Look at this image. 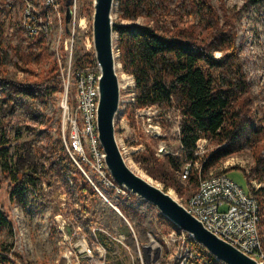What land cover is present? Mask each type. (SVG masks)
Listing matches in <instances>:
<instances>
[{
  "label": "trees",
  "instance_id": "16d2710c",
  "mask_svg": "<svg viewBox=\"0 0 264 264\" xmlns=\"http://www.w3.org/2000/svg\"><path fill=\"white\" fill-rule=\"evenodd\" d=\"M16 1L0 0V158L10 192L23 199L27 189L42 193L43 182H50L55 174L71 187L66 177L79 173V169L60 140H49L47 109L52 90L61 84V74L50 51L45 20L39 21L35 33L29 32L20 19L5 22L3 11H10ZM43 1L32 0L38 9ZM116 1L118 59L123 70L135 78L137 99L133 108L155 106L163 114L174 109L181 114L180 131L175 136L180 147L176 153L165 155L176 170L196 158L197 143L203 136L219 145L204 162V174L222 158L251 149L255 165L249 171L239 169L246 174L247 193L259 202L264 239V185L253 184L254 179L264 180V111L253 109L257 98L251 94L237 44L239 10L224 0L218 4L214 0ZM251 5L264 18V0H246L245 8ZM140 18L147 22H138ZM218 51L221 56H217ZM162 125L166 127V119ZM13 129L16 138L23 137L25 129L30 137L23 143L24 154L10 153L7 145L13 141ZM197 177L198 173H193L186 181H197ZM74 186L86 192L83 217L92 225V202L97 192L88 182L82 186L75 180ZM7 217L0 203V224L6 223ZM195 242L200 251L215 258ZM0 264L31 263L2 246Z\"/></svg>",
  "mask_w": 264,
  "mask_h": 264
},
{
  "label": "rangeland",
  "instance_id": "374dc122",
  "mask_svg": "<svg viewBox=\"0 0 264 264\" xmlns=\"http://www.w3.org/2000/svg\"><path fill=\"white\" fill-rule=\"evenodd\" d=\"M71 1L60 0L61 18L58 16L54 20L55 33L52 38L54 48H58L63 54V70L65 72H67L71 48H73L74 66L95 67L93 59L97 62L93 41L94 0H77L78 22L82 18L84 26L78 27L74 38L69 33L70 26L69 24L67 25L66 21L67 2H70V9H72ZM214 1L218 4V0ZM224 1L229 7L233 3L237 5L242 2V0ZM23 8L24 1L17 0L10 11H3L2 16L5 22H8L10 19H19ZM38 10L43 14L42 16L45 15L43 5ZM118 19L116 5L113 20L115 22ZM138 22L144 23L147 22V19L140 18ZM65 24L68 26L66 29ZM63 27L64 29L61 30ZM254 27L251 20H248L246 25L242 26L238 46L241 44L243 58L252 66L250 73V78L253 81L251 83V94L257 98V100H254L253 109L263 112L264 86L262 87L261 81L264 77V42L262 38L260 39L256 35L260 32L258 30H261L260 25L256 26L258 28L257 32ZM67 40H69L68 44L66 43ZM115 45H117V39ZM218 53L220 52L218 51ZM116 55L118 56L117 47ZM118 58V75L122 82L129 83L133 78L132 73L123 70ZM60 74L61 84L58 89L52 90L53 95L50 99L52 103L47 109V115L50 119L49 140H60L61 145L66 146L65 148L68 151L64 139L66 140V134H70L72 124L69 119H64V111H62L64 94H66V82L62 78L61 68ZM259 76L260 78H258ZM75 90L77 91L76 86L70 85L68 94L74 97ZM258 90L262 92L261 96H259ZM125 94L127 96L125 98H128V86L122 91V95L124 96ZM71 106L73 105L71 104ZM71 108L73 109L74 107ZM155 108L151 106L144 110V108L130 107L127 112L121 113L122 118L120 121H116L115 127L118 131L120 129V134L124 133L123 135L127 137L126 140L130 147L136 149L138 146L143 145L146 148L144 151H137L135 153L139 166H133L134 170L168 191L179 202L186 203L187 199L197 189L199 177H197V181L184 180L181 177L182 170L174 169L170 161L165 157L166 154L176 153L180 147L179 142L175 140V136L179 132L178 127L180 126L179 120L181 119V114L175 109L163 114L161 110ZM163 119L167 121L166 127L162 125ZM64 130L66 132L63 136ZM25 133L24 137L16 138V131L13 129V141L16 143L13 145L14 143L11 141L7 145L10 147V152L25 153L23 143L30 139L26 129ZM207 140V145L206 143L201 144L204 148L206 146V153L204 151L200 155V158L194 159V162L199 166L206 161L210 153L219 147L215 140ZM161 147H165L166 150L160 152ZM34 151L36 152L35 148ZM156 157L159 158L156 159ZM76 165L78 166L77 163ZM254 165L255 156L253 151L251 149H244L239 153L222 158L210 172L212 171L214 174H217L236 166L238 168L230 170L227 174L246 190L248 189L247 177L245 172L239 169V167L249 171ZM78 169L79 173L66 177L71 187L65 183V179L63 180V178L55 174L51 177L50 182L45 181L48 187L43 188L42 193L39 192L38 194L34 189H27L23 199H20V197L12 195L9 190V182L2 172V159L0 158V203L4 207L5 213L8 214L7 222H1L0 224V247L7 246L11 248L13 251L23 255L31 264H69V253L78 250L81 241L84 239L93 246L95 238H100L106 243H109L108 238H120V230L131 236L130 226L124 222L120 228V213L111 207L109 202L97 190H95L97 193L92 202L95 221L92 225L85 221L83 217V200L86 197V192L82 193L79 190L80 186H74L75 180L82 186L88 182L90 188L92 190L94 188L79 166ZM209 173L204 175H208ZM253 181L264 185V180L260 182V180L254 179ZM137 196H131L126 203H120V201H115V203L126 215L136 219L141 232L139 235L142 240H148L150 238L149 233H152L153 238H163V235L167 234L170 231L169 229L174 227L163 220V214L159 216V221L153 219L156 213L151 207L145 208L148 205L145 203L147 201L143 199L139 200ZM105 212H108V214H105ZM121 252V257L110 254L109 264H129L130 259L127 252L123 248Z\"/></svg>",
  "mask_w": 264,
  "mask_h": 264
},
{
  "label": "built area",
  "instance_id": "2783aa9c",
  "mask_svg": "<svg viewBox=\"0 0 264 264\" xmlns=\"http://www.w3.org/2000/svg\"><path fill=\"white\" fill-rule=\"evenodd\" d=\"M23 1L24 8L19 19L31 33L37 32L39 21L42 22L45 20L43 26L47 33L50 51L53 57L58 61L62 78L66 82V94H64L62 111H64V119H69L72 124L70 134H66V140L64 139L70 156L81 168L84 175L91 181L90 183L94 190H97L100 195L109 202V205L120 213V228L122 223L125 222L130 226V231L132 233V235L129 236L126 232H121L120 230V238H108L109 243L104 242L100 238H95L93 246L84 239L81 241L78 250L69 253V264H109V255L121 257L122 248L127 252L130 259L129 264H227L216 257L211 258L206 253L200 251L196 246V240L190 233L178 226L171 228L167 234L163 235V238H153L152 233H149L150 238L148 240L144 241L141 239L139 235L141 232L136 219L126 215L115 203V201L126 203V201L133 196V193L127 186L119 184L112 177L106 162V151L99 137L98 106L100 101L99 83L101 69L99 65L98 67L74 66L73 48H71L68 68L67 72H65L63 70V54L58 48H54L55 46L52 43V38L55 33L54 20L58 16L61 18L60 0H44V16H42L43 14L38 10L32 0ZM242 2L237 5L233 3L231 6L239 10L237 44L239 42L241 28L246 25L248 20L252 21L256 32L258 30L256 26L260 25L261 30H258L260 32L256 35L259 36L260 39L262 38L264 42L263 13L260 14L257 12L253 5L248 8L243 7L246 0H242ZM71 5L72 17L67 25L69 24V33L74 38L78 27H83L84 25L82 18H80L78 22V1L72 0ZM66 28H68V26L65 24V29ZM63 29L64 27L61 30ZM68 41L69 40L66 42L67 44ZM241 47V44H239L240 54L243 58ZM221 54V52H217V56ZM243 59L245 61V70L248 73V80L253 83L250 78L252 66L247 63L245 58ZM132 76L133 78L129 83L125 81L122 82L119 76L120 107L116 115L115 126L116 121L118 122L122 118V114L127 112L130 107L133 108L136 103V83L133 74ZM258 78H260V76ZM262 79L261 85L263 87L264 77ZM70 85L76 86L77 91L75 90L74 97L68 94ZM127 86L129 96L125 98L127 96L126 94L123 96L122 91ZM258 94L261 96L262 92ZM51 103L50 100L49 107ZM71 104L73 106H71ZM71 107L74 108L72 109ZM146 109L147 107L144 108V110ZM178 129L180 131V126ZM117 131L118 129H116V138L121 152L127 164L134 169L133 166H139V161L136 160L135 153H137V151H144L146 148L143 145L138 146L136 149L130 147L126 140L127 137L123 135L124 133L120 134V129L118 133ZM65 132L66 130L63 131V136ZM25 134L26 133H24L23 137ZM52 134L54 135L53 132ZM207 139L210 138L203 136L198 140L195 152L196 158H200V155L204 151L206 153V146L204 148L201 144L206 143L207 145ZM12 143L15 145L16 142L13 141ZM163 150H166V148L161 147L160 152H163ZM10 153L13 155L15 152L11 151ZM203 164L201 166L197 165L194 159L184 164L181 177L185 180L188 179L191 174L198 173L199 180L197 189L187 199L186 203H180L197 219L202 221L207 229L218 237L229 242L237 249L256 260L264 261V239L260 226V206L258 200L249 195L247 191L227 173L214 174L211 171L208 175H204L202 171ZM253 184L256 187L261 186L255 181H253ZM47 187L48 185L43 182V188ZM137 198L139 200L142 199L139 196H137ZM145 203L148 204L145 208L151 207L156 213L153 219L159 221V216L162 214L160 209L148 201ZM146 211L148 210L146 209ZM105 214H108V212H105Z\"/></svg>",
  "mask_w": 264,
  "mask_h": 264
},
{
  "label": "water",
  "instance_id": "95a60500",
  "mask_svg": "<svg viewBox=\"0 0 264 264\" xmlns=\"http://www.w3.org/2000/svg\"><path fill=\"white\" fill-rule=\"evenodd\" d=\"M116 0H94L93 41L97 63L101 69L99 83L98 132L106 151V162L112 177L127 186L143 200L156 205L162 214L190 235L208 252L227 264H264L243 253L207 229L168 191L132 169L126 162L116 138L115 119L120 107V80L113 13ZM67 23L72 11L67 2Z\"/></svg>",
  "mask_w": 264,
  "mask_h": 264
},
{
  "label": "bare ground",
  "instance_id": "6f19581e",
  "mask_svg": "<svg viewBox=\"0 0 264 264\" xmlns=\"http://www.w3.org/2000/svg\"><path fill=\"white\" fill-rule=\"evenodd\" d=\"M136 99H137V97H136ZM132 119V118H131ZM131 119H130V122H131ZM135 121H136V119H135ZM141 139V138H140ZM94 213V212H93Z\"/></svg>",
  "mask_w": 264,
  "mask_h": 264
}]
</instances>
